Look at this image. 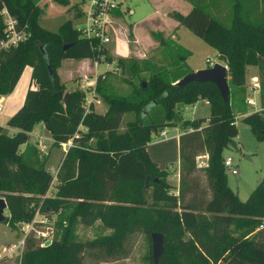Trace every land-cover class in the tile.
I'll use <instances>...</instances> for the list:
<instances>
[{
	"label": "trees",
	"instance_id": "16d2710c",
	"mask_svg": "<svg viewBox=\"0 0 264 264\" xmlns=\"http://www.w3.org/2000/svg\"><path fill=\"white\" fill-rule=\"evenodd\" d=\"M38 1L0 0V9L5 7L19 25L26 24L29 33L24 42L0 50V96L12 91L24 66L31 68L30 80L37 85L26 90L20 107L5 121L11 132L0 126V198L8 213L3 224L10 229L28 223L35 210L56 214L59 229L47 246H40L41 241L28 232L17 264H82L87 249L116 259L124 253L128 236L138 231L148 237L151 232L162 234L163 252L155 264H264V227L258 228L264 219V177L240 201L227 186L222 165V151L236 136L234 113L246 109L247 66L259 72L264 105V15L251 19L257 0H232L228 25L211 16L215 15L211 10L225 9L229 0H184L190 6L185 14L168 12L172 21L213 48L226 64L225 101L211 82L176 85L191 73L184 63L186 52L169 37L149 31L173 60L172 71L144 64L142 70L149 72L146 86L139 82L125 97L108 94L97 78L95 89L106 105L103 114L91 104L84 111L80 91H71L63 99L64 85L56 72L60 62L91 59L94 52L68 20L55 32L40 27L44 8ZM53 2L73 8L69 0ZM1 30L0 20V38ZM64 45L68 46L63 49ZM116 65L120 72L128 69L135 74V65L124 59L118 58ZM197 96L208 99L209 112L206 117L181 121L184 131L177 139L174 194L169 191L167 171L148 158L145 147L150 133L171 125L176 103L190 104ZM124 114L133 118L121 125ZM242 121L256 140H264V120L258 114L246 115ZM38 123L49 133L51 146L71 141L53 174L45 167L46 156L28 142ZM203 153L207 165L197 168L194 158ZM95 220L110 234L78 240L73 226Z\"/></svg>",
	"mask_w": 264,
	"mask_h": 264
},
{
	"label": "rangeland",
	"instance_id": "374dc122",
	"mask_svg": "<svg viewBox=\"0 0 264 264\" xmlns=\"http://www.w3.org/2000/svg\"><path fill=\"white\" fill-rule=\"evenodd\" d=\"M37 5L44 8V14L39 19L38 24L45 30L55 32L58 26L67 20L70 21L75 29L81 27V20L73 16V8L68 9L67 7L58 6L53 0H39ZM231 5L232 0L227 1L225 9L221 6L219 9L217 8V11L211 10L215 14L211 16L222 22V24L228 25ZM189 7L187 1L184 0H123L121 8H126L127 12L114 22L111 42L105 47L104 51L105 55H108L109 60L112 61V64L106 66L103 64L98 65L97 73L103 72L104 75V79H100L98 86L108 94L125 97L131 93L134 86L138 87L139 82L144 83L146 86L149 72L142 70L146 65L154 67L153 70L172 71L173 60L166 57L158 43L149 36V31L160 32L163 37H169L175 45L180 46L186 52L184 63L191 70V73L205 68V59H209L212 63H224L213 48L184 26L176 24L168 17V12L173 10L185 14ZM262 15H264V0H257V6L251 11V19L257 21ZM129 34L130 36H128ZM118 58L124 59L130 65H135V74L130 73L128 69L120 72L119 67L116 65ZM89 61L87 59L78 63L70 59L62 60L57 71L60 76L59 81L63 82L64 93L77 90L83 94L81 101L83 110L87 107V101L93 96L96 102V110L101 112L106 109V105L99 97L95 86L94 92H92V87L80 88L82 85L80 81L81 75L87 74L91 76L93 72ZM104 69L107 70L103 71ZM245 71L243 96L246 94L248 78L251 75L259 76L258 70L253 66H247ZM31 82L32 87H37L33 81ZM202 101L208 102V99L197 96L190 104L176 103L173 108L174 118L171 125L161 129L165 130L168 138L163 141H157L159 137L154 134H157L160 130L150 133L149 142L145 147L148 158L159 169L167 171L166 179L171 186L169 191L174 194H176L178 184V164L176 167L177 143L171 136L184 131L181 128L183 119L206 117L208 115L209 104L204 105ZM91 105L93 104L91 103ZM247 110L246 108L244 112H236L234 115H242ZM2 114L3 111L0 115ZM132 118V114H124L121 125H124L125 121ZM242 118L238 117L234 120L236 136L233 141L237 150L235 151L228 147L222 151V157H229L232 168L236 171L235 174H231L229 170H223L227 186L236 194L240 201H244L255 185L264 177V140H256L248 124L242 121ZM78 128L80 130L83 129L82 127ZM31 131V134L37 133V126L34 125ZM30 139H33V137H30ZM53 151L56 154L60 153L58 150ZM53 160L54 156L52 155L50 163H48L49 168H51ZM49 190L52 191L51 188ZM3 215L7 217L6 209ZM52 219H54L52 222L53 234L49 235L50 238L53 237L58 228V225H56L57 215L52 216ZM262 221L264 222V219ZM23 227V224H18L17 229L12 230L3 222H0V255L3 248L15 247L10 254H4V259L0 261V264H17L16 256L19 254V246L17 244L23 234L21 232ZM110 232L97 220L87 226L79 223L73 226V233L80 241H90L94 238L107 236ZM123 249L124 253L116 259L104 258L94 250L87 249L83 252L82 264H150L151 252L148 233L132 232L126 239Z\"/></svg>",
	"mask_w": 264,
	"mask_h": 264
},
{
	"label": "built area",
	"instance_id": "2783aa9c",
	"mask_svg": "<svg viewBox=\"0 0 264 264\" xmlns=\"http://www.w3.org/2000/svg\"><path fill=\"white\" fill-rule=\"evenodd\" d=\"M73 5V16L81 20V27L77 28L80 37L87 40L89 46L94 52L89 63L93 72L91 76L87 74L81 75V89L92 87V92H94V86L97 78L104 79L103 72L97 73V67L99 64L111 65L112 61H108V55H105V47L111 42V32L113 31V24L118 20L123 14H125L127 9L121 8V3L123 0H69ZM77 14V16H76ZM0 20L2 24V36L0 38V50L8 49L13 47L18 43L24 42L28 37L29 33L27 31V25H19L17 20L8 13L5 7L0 9ZM205 68L211 67L214 63L209 59H205ZM217 63V62H216ZM227 70V66L224 63H220ZM107 69H104L105 71ZM112 70V69H111ZM114 70V69H113ZM96 71V73H95ZM92 77V78H91ZM249 82L246 88V94L244 96V104L248 109L242 115H236L235 118L245 117L249 114H258L262 120H264V105L260 102V86L258 78L256 75H251L248 78ZM84 91V90H83ZM91 93V92H90ZM92 94V93H91ZM95 99L91 96L90 100L87 101V107L84 111H87L88 105L91 104ZM204 105H208L207 101H202ZM0 101V110H1ZM195 130H199L198 128ZM188 132L193 131L192 128L187 130ZM160 139L165 138V130H160L157 134H154ZM71 146V141L67 140L59 144L60 149L65 152L68 147ZM195 166L197 168H203L207 165V154L203 153L195 156L194 158ZM222 165L224 169L230 171L231 174H235L236 171L232 168L231 159L229 157L222 158ZM53 215H45L35 210L32 219L28 223H22L24 225L21 228L22 237L18 240L17 246H19V251L22 245L23 237L31 232L33 237L41 241L40 246H43L45 240L50 241V237L53 234L52 219ZM264 227V222L262 221L258 228ZM14 246L6 247L2 249L0 258L4 254H10Z\"/></svg>",
	"mask_w": 264,
	"mask_h": 264
},
{
	"label": "crops",
	"instance_id": "0c3cea01",
	"mask_svg": "<svg viewBox=\"0 0 264 264\" xmlns=\"http://www.w3.org/2000/svg\"><path fill=\"white\" fill-rule=\"evenodd\" d=\"M85 60H87V59H82V60H78V61L72 60V61L81 63L82 61H85ZM57 71H58V69L56 70V72ZM30 72H31V68L29 66H24V68L22 69L12 91L8 95L0 96V101H1V105H2L0 113L3 111V114L0 115V121L2 120V122H0V126L4 127L8 131H11V129H9L5 126V121L11 116V114L17 108L20 107V105L23 102V98H24V94H25L26 90L27 89H31V90L36 89V87L31 86L32 82L30 80ZM76 74L79 75L78 73H76ZM57 75H58V72H57ZM58 77L60 79L59 75H58ZM92 104H93L92 105L93 110L95 112L103 114L105 109H103L101 112H98L96 110V102L93 101ZM36 126H37V133L31 134L32 131H30L28 142L34 144L37 147V149L39 150V152L42 155L46 156L45 167L50 173H52V172L54 173L58 167L59 161L61 160L64 152H62L60 147L51 146L52 140L50 138V135L46 130H44V127L41 123L36 124ZM179 135H180V133L178 132V133H175L171 136L175 140V143H177V139H178ZM30 137H33V139H30ZM167 138L168 137L166 135L165 138H163V139L159 138V139H157V141H161V140L163 141ZM157 141H155V142H157ZM53 150H58L60 153L56 154V153H54ZM52 155L54 156V160L51 164L52 165L51 168H49L48 163H50V158ZM177 164H178V158H177L176 167H177ZM21 237H20V239H21Z\"/></svg>",
	"mask_w": 264,
	"mask_h": 264
},
{
	"label": "water",
	"instance_id": "95a60500",
	"mask_svg": "<svg viewBox=\"0 0 264 264\" xmlns=\"http://www.w3.org/2000/svg\"><path fill=\"white\" fill-rule=\"evenodd\" d=\"M68 45H64L62 48L65 49ZM48 73L51 74V71L48 67ZM211 82L213 83L219 91L220 97L222 100H226L228 87L226 84V69L223 65L219 63H214L211 67L203 68L196 70L192 73H189L182 77L180 80L176 82V85L182 86L189 82ZM144 83L141 84L143 88ZM68 97V93H64L63 99L66 100ZM229 148L233 150L236 149V144L234 141H230ZM147 178L145 179V182ZM6 209V203L3 198H0V222H3L5 217L3 215L4 210ZM150 239V252H151V260L152 263L155 264L157 259L161 256L163 252V236L159 232H151L149 233ZM50 243L49 240H45L43 242V246H47Z\"/></svg>",
	"mask_w": 264,
	"mask_h": 264
}]
</instances>
